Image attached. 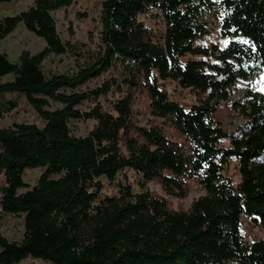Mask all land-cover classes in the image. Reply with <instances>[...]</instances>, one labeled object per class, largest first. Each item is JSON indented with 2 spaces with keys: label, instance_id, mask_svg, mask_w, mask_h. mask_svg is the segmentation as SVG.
<instances>
[{
  "label": "trees",
  "instance_id": "obj_1",
  "mask_svg": "<svg viewBox=\"0 0 264 264\" xmlns=\"http://www.w3.org/2000/svg\"><path fill=\"white\" fill-rule=\"evenodd\" d=\"M74 1L33 0L0 17V41L23 23L46 42L18 62L0 49V96L23 95L43 122L0 127V203L24 221L20 241L0 230V264H264V238L247 242L241 231L243 217L264 226V93L253 84L264 73V0H222L224 46L196 43L208 34L215 0H103L102 44L87 54L62 40L53 14ZM151 9L165 21L162 39L139 19ZM69 51L83 59L76 69L46 68ZM93 79L101 83L81 89ZM167 80L197 102L187 109L171 99L161 88ZM17 107L0 100V118ZM226 112L245 118L232 132ZM76 120L94 126L77 136ZM231 157L240 165L236 186L223 174ZM33 168L43 171L29 187L24 172ZM125 169L143 190L119 181L116 194L104 195L103 179ZM150 183L179 200L194 186L204 193L175 209Z\"/></svg>",
  "mask_w": 264,
  "mask_h": 264
},
{
  "label": "rangeland",
  "instance_id": "obj_2",
  "mask_svg": "<svg viewBox=\"0 0 264 264\" xmlns=\"http://www.w3.org/2000/svg\"><path fill=\"white\" fill-rule=\"evenodd\" d=\"M103 0H75L74 3L63 9L55 11L54 17L57 21L59 34L64 42H69L75 45L74 51H81L82 54H87L88 50H98L101 46V2ZM216 6L207 17L208 22V34L202 38L196 40L197 44L207 45L212 43H218L224 46L228 42L227 37L221 35V21L225 14V8L222 0H215ZM33 3V0H12L9 3L0 4V17L7 15H16L22 10H25ZM139 19L144 21L145 24L152 29L156 34V37L162 39L166 25L165 21L158 10L151 9L145 14L139 15ZM46 42L30 32L23 23L9 34L5 39L0 41V49L6 53L9 59L13 62H18L21 53L24 50L30 51L32 54L37 53L44 49ZM188 58H200L187 55L183 60ZM80 60V61H79ZM83 59L78 55H75L73 51H69L63 55H53L46 62V68L53 71H72L82 63ZM108 75H105V77ZM13 76H6L2 80H11ZM101 81L93 79L87 84L81 87L82 90L93 89L97 87ZM253 84L257 90L264 93V73L253 81ZM245 84L242 83V86ZM161 88L167 92L169 97L189 109L193 104L197 102L194 92L190 89L183 88L176 81L167 80L162 81ZM246 89H242L238 94L230 98V102H234L241 97H244ZM2 99H15L18 102V107L11 112L5 113L0 118V127H10L13 122H33L38 125H42L43 122L35 109L27 102L23 95L17 93H7L5 96H0ZM103 99V98H102ZM104 101V100H103ZM149 101L146 97L142 99L141 104H138L140 109H145ZM89 102L83 104V109L89 106ZM227 115V112L226 114ZM226 127L229 132L234 131L245 118L243 116H225ZM94 121L92 120H76L72 122V128L74 134L86 135L93 128ZM221 146L228 148L231 146V140L225 138L221 141ZM41 168L26 169L24 172V179L28 183L29 187L36 184L37 179L42 173ZM223 174L225 177L231 179L233 185H238L241 182V173L239 161L236 157L229 158L228 162L224 165ZM105 187L103 190L104 195H113L118 192V182L128 181L132 183L133 189L136 192H141L143 189L137 182V176L131 169H125L120 172L115 181H108L103 179ZM5 178L3 174H0V186L4 185ZM148 189L156 191L162 196L168 198L175 209L189 208L193 199L197 198L204 191L200 187H195L190 195L179 200L168 196L162 189L160 184L150 183L147 186ZM22 189L21 191H25ZM1 199V194H0ZM0 230L11 241H20L24 234V221L23 215L10 214L3 211L0 203ZM242 234L244 240L247 242H253L257 239L264 238V226L254 221L251 218H242ZM22 264H53L51 262L29 257L25 259Z\"/></svg>",
  "mask_w": 264,
  "mask_h": 264
}]
</instances>
